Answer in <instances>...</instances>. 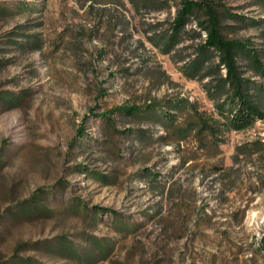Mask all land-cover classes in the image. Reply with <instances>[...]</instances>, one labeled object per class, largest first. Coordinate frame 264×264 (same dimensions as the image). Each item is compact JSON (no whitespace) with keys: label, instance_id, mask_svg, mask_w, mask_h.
I'll use <instances>...</instances> for the list:
<instances>
[{"label":"rangeland","instance_id":"obj_1","mask_svg":"<svg viewBox=\"0 0 264 264\" xmlns=\"http://www.w3.org/2000/svg\"><path fill=\"white\" fill-rule=\"evenodd\" d=\"M181 1L0 0V264H264V119L222 131L212 158L193 142L145 146L126 133L137 122L98 117L148 90L212 112L200 83L152 44ZM215 1L245 20H223L228 38L264 42V23L249 22L264 20L263 5ZM158 71L176 86L156 89ZM238 146L263 148L236 156ZM145 168L159 182L147 185ZM93 236L112 247L105 259L91 257Z\"/></svg>","mask_w":264,"mask_h":264},{"label":"trees","instance_id":"obj_2","mask_svg":"<svg viewBox=\"0 0 264 264\" xmlns=\"http://www.w3.org/2000/svg\"><path fill=\"white\" fill-rule=\"evenodd\" d=\"M256 1L264 6V0ZM225 18L245 21L243 16L231 13L215 0H182L174 17L168 22V28L161 34H155L152 40L154 47L162 54L172 56L174 64L186 79L200 83L203 93L212 104L211 113L199 110L196 102L179 92L155 98L150 96L151 91L148 90L140 102L116 106L98 117L111 126L115 123L111 118L115 114L137 122L139 127L128 128L126 133L145 142V146L154 143L171 145L181 153L182 145L193 142L195 154L211 152L210 157H216L222 131H244L264 119V42L258 44L250 39L228 38L223 32ZM249 22L260 26L264 20L251 18ZM192 23H195L198 31L192 29ZM188 40L195 41V44L189 47L186 44ZM189 48L192 51L187 53ZM175 55L177 58H174ZM124 73L131 75L128 70ZM163 84L172 89L176 86L164 71H158L152 85L157 89ZM142 125L155 130L150 132ZM78 135L82 141L86 137L84 129H79ZM263 146H257L256 149L238 146L236 156L251 155ZM146 159L149 161V158ZM193 159L183 158L182 164ZM231 172L230 168L217 166L211 171L212 174L224 173L229 177ZM86 173L91 174L87 169L84 171ZM141 178L147 185L157 183L160 173L145 168ZM94 210L105 211L98 207ZM110 213L120 229H128V224H122L119 215L113 211ZM91 240L94 252L91 257L100 255L105 259L112 247L104 239L93 236ZM72 253L75 254V250Z\"/></svg>","mask_w":264,"mask_h":264}]
</instances>
